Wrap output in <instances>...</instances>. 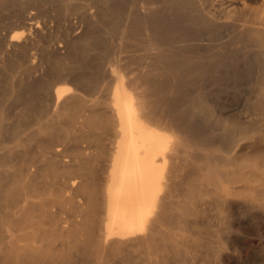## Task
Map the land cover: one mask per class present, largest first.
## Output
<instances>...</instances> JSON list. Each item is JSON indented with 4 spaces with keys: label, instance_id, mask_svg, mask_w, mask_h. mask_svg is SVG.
<instances>
[{
    "label": "bare ground",
    "instance_id": "obj_1",
    "mask_svg": "<svg viewBox=\"0 0 264 264\" xmlns=\"http://www.w3.org/2000/svg\"><path fill=\"white\" fill-rule=\"evenodd\" d=\"M263 243L264 0H0V264Z\"/></svg>",
    "mask_w": 264,
    "mask_h": 264
},
{
    "label": "rangeland",
    "instance_id": "obj_2",
    "mask_svg": "<svg viewBox=\"0 0 264 264\" xmlns=\"http://www.w3.org/2000/svg\"><path fill=\"white\" fill-rule=\"evenodd\" d=\"M263 247V248H262ZM262 247L252 249L247 256H245L242 264H264V243ZM260 248V249H259Z\"/></svg>",
    "mask_w": 264,
    "mask_h": 264
}]
</instances>
